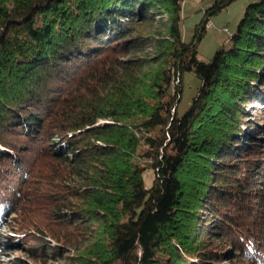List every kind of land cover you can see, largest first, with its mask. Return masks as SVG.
<instances>
[{
  "label": "trees",
  "instance_id": "1",
  "mask_svg": "<svg viewBox=\"0 0 264 264\" xmlns=\"http://www.w3.org/2000/svg\"><path fill=\"white\" fill-rule=\"evenodd\" d=\"M181 1L0 0L1 217L25 200L37 168L30 154L51 156L92 205L91 264H221L227 253L208 235L228 240L231 264H264V200L243 198L252 175L264 191V166L251 172L234 159L264 152V125L249 124L243 109L264 100V0L245 7L208 61L197 44L234 0H213L188 42ZM154 13L167 15L169 50L147 78L135 27ZM184 72L200 86L179 114ZM56 207L59 221L82 218Z\"/></svg>",
  "mask_w": 264,
  "mask_h": 264
},
{
  "label": "rangeland",
  "instance_id": "2",
  "mask_svg": "<svg viewBox=\"0 0 264 264\" xmlns=\"http://www.w3.org/2000/svg\"><path fill=\"white\" fill-rule=\"evenodd\" d=\"M212 1H181L179 28L183 41L191 40L195 25ZM254 1L257 0H234L210 17L206 31L197 44L199 60L208 61L219 47L228 44V38L236 30L245 7ZM166 18V14L159 16L154 13V19L142 22L135 27L136 33H134L141 35L142 38L138 42L139 51L134 55L147 58L144 68L147 78L156 75L158 65L164 60V56L161 55L168 49L163 44L167 33ZM156 59L157 63H153ZM181 80L183 90L178 104L179 114L188 107L191 98L198 92L200 86L199 79L191 72H184ZM141 94L146 96L144 91ZM243 109L249 124L253 123L259 128L264 125V100L249 99V103L245 104ZM102 121L99 120L100 123ZM255 127L251 129L252 132H255ZM242 128L248 133L251 125H242ZM141 146L145 147L144 144ZM45 153H50L48 148ZM30 155V160H36L37 168L35 174H32L33 178L31 176L32 179L30 178L25 185L23 204L17 203L14 198L4 216L1 217L0 211V264H91V251L96 248V245L94 235L89 236L88 232L97 226L91 211L92 205L86 198H82L80 193L75 194L71 191L76 182L68 173V165L59 164L51 156L34 158L32 154ZM259 156L249 151L242 157L234 159L240 160L238 162L248 168V171L255 172L260 170V166H264L262 162L264 160H260L264 158V152ZM225 160L233 159L231 157ZM153 175V170L150 168L143 172L145 187L151 186ZM188 179L191 180V177L188 176ZM245 192L246 195L243 192L245 202L253 200L258 205V201L261 203L264 200L261 195L264 191L256 175H252L250 182H245ZM52 206L63 210L73 209L75 214L82 218L69 222L67 221L69 219L59 221L55 217ZM206 238L209 239V243H212L211 248L217 247L215 252L227 253L221 264H231L228 258L231 257L233 248L230 243H227L228 240L226 242L215 239L211 235ZM189 261L190 264L195 263L196 257H191Z\"/></svg>",
  "mask_w": 264,
  "mask_h": 264
}]
</instances>
